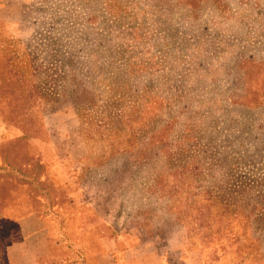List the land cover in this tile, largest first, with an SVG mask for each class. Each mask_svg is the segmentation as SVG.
Wrapping results in <instances>:
<instances>
[{
  "label": "rangeland",
  "instance_id": "rangeland-1",
  "mask_svg": "<svg viewBox=\"0 0 264 264\" xmlns=\"http://www.w3.org/2000/svg\"><path fill=\"white\" fill-rule=\"evenodd\" d=\"M29 215L62 264H264V0H0V264Z\"/></svg>",
  "mask_w": 264,
  "mask_h": 264
},
{
  "label": "crops",
  "instance_id": "crops-1",
  "mask_svg": "<svg viewBox=\"0 0 264 264\" xmlns=\"http://www.w3.org/2000/svg\"><path fill=\"white\" fill-rule=\"evenodd\" d=\"M20 237L17 241L12 242L6 251L7 264H62L55 262L48 257L50 253L46 226L35 215H29L19 221ZM154 249V247H145ZM124 255L120 254V250L116 246L102 244L100 250L86 249L84 259L85 264H170L167 255L163 253L150 255L143 260L135 258L133 248L127 247Z\"/></svg>",
  "mask_w": 264,
  "mask_h": 264
},
{
  "label": "trees",
  "instance_id": "trees-1",
  "mask_svg": "<svg viewBox=\"0 0 264 264\" xmlns=\"http://www.w3.org/2000/svg\"><path fill=\"white\" fill-rule=\"evenodd\" d=\"M218 206L219 207H221L224 211H227L228 209H229V206H230V204H218ZM217 206V207H218ZM206 207L208 208V209H210V207L212 208L213 206L212 205H210V204H206ZM211 210V209H210ZM223 216V215H222ZM221 217V214H219V218Z\"/></svg>",
  "mask_w": 264,
  "mask_h": 264
}]
</instances>
